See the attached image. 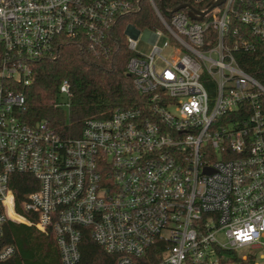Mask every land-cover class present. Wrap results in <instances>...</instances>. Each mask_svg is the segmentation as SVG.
Here are the masks:
<instances>
[{
    "label": "built area",
    "instance_id": "built-area-1",
    "mask_svg": "<svg viewBox=\"0 0 264 264\" xmlns=\"http://www.w3.org/2000/svg\"><path fill=\"white\" fill-rule=\"evenodd\" d=\"M137 1L0 0V262L16 255L3 240L13 222L51 235L61 264H81L82 228L116 264H259L264 86L239 60L252 52L244 36L264 46V0H190L202 6L191 7L204 14L199 21L189 9L165 18L149 0L162 27L143 32L151 52L137 51L142 31L125 30L140 106L88 119L69 139L20 119L21 88L58 39L84 38L98 56ZM70 100L63 80L55 104L69 110ZM16 176L35 181L23 203L32 221L16 212Z\"/></svg>",
    "mask_w": 264,
    "mask_h": 264
},
{
    "label": "trees",
    "instance_id": "trees-1",
    "mask_svg": "<svg viewBox=\"0 0 264 264\" xmlns=\"http://www.w3.org/2000/svg\"><path fill=\"white\" fill-rule=\"evenodd\" d=\"M167 18L180 6L201 9L190 0H152ZM158 19L149 0H138L133 8L120 16L109 29L105 52L95 56L84 38L60 37L54 55L36 62L30 85L21 90L26 97L20 119L28 124L45 121L61 138H78L88 119H107L116 109H128L142 104L143 97L135 89L132 77L126 73L130 54L127 52L126 27L153 29ZM252 52L239 63L241 67L264 86V46L251 35L243 37ZM67 80L71 87V107L56 106L59 87ZM30 176H16L13 186L16 212L25 219L33 217L24 211L27 195L35 190ZM33 184V183H32ZM17 220L22 219L13 215ZM80 243L81 264H116L117 257L106 253L90 236L89 228H82ZM4 244L13 245L16 255L0 264H61L54 238L33 226L9 222L4 228Z\"/></svg>",
    "mask_w": 264,
    "mask_h": 264
},
{
    "label": "rangeland",
    "instance_id": "rangeland-1",
    "mask_svg": "<svg viewBox=\"0 0 264 264\" xmlns=\"http://www.w3.org/2000/svg\"><path fill=\"white\" fill-rule=\"evenodd\" d=\"M129 25H131V24H129ZM145 29H149V28H145ZM145 29H142V30L139 29L140 31H142V34L139 36V39H138L137 51L141 52V53H143L145 55H148L151 52L152 46L150 44H148L146 41H144L143 38H142V35H143V32L145 31ZM152 30H155V31L156 30H162V27H161L160 23L158 22V26L153 28ZM165 42H167V37L162 36L158 40V43H157L158 47L163 48ZM163 55H164V57L169 58L170 57V52L168 50H165ZM262 242L264 243V240H262ZM238 253H239L240 256H243V255L248 254L249 252H248L247 248H243V249H240ZM252 253L256 256L257 261L259 262V264H263L262 261L259 258H260V256L262 254H264V246L260 250L252 251Z\"/></svg>",
    "mask_w": 264,
    "mask_h": 264
},
{
    "label": "water",
    "instance_id": "water-1",
    "mask_svg": "<svg viewBox=\"0 0 264 264\" xmlns=\"http://www.w3.org/2000/svg\"><path fill=\"white\" fill-rule=\"evenodd\" d=\"M224 1H225V0H219L218 2H216V3L213 5V7H218V6H220ZM182 9H189V10H190L189 13H188V15H189V17H190L191 20L199 21V20H201L202 17L204 16L203 13H198V12H196V11L193 10V9L191 8V6H189V5H183V6H180V7L177 9V11H180V10H182Z\"/></svg>",
    "mask_w": 264,
    "mask_h": 264
}]
</instances>
